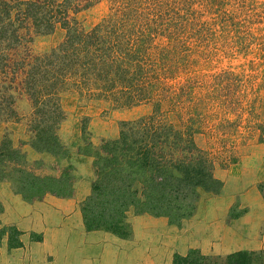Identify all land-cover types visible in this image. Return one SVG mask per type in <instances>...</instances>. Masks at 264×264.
Masks as SVG:
<instances>
[{
    "label": "trees",
    "instance_id": "1",
    "mask_svg": "<svg viewBox=\"0 0 264 264\" xmlns=\"http://www.w3.org/2000/svg\"><path fill=\"white\" fill-rule=\"evenodd\" d=\"M103 0H0V122L26 125L29 143L54 158L29 162L22 145L6 131L0 147V181H9L29 202L48 195L74 198L75 167L63 165L70 150L61 134L68 112L62 94L76 87L116 108L153 102L154 111L122 122L117 137L94 138L89 117L82 121L83 143L78 151L93 158L90 194L81 202L88 231L103 230L123 239L134 236L131 214L165 217L182 226L195 215L202 191L219 194L224 182L194 139L164 121L167 100L159 69L171 62L174 33L168 34L160 0H109L111 12L91 30L78 15ZM149 3V4H148ZM65 29L50 51L34 48L37 37ZM167 34L164 47L159 39ZM167 53V54H165ZM0 247L6 236L13 248L22 244L21 231L2 224ZM174 264H264V249L226 255L203 254L192 248L176 254Z\"/></svg>",
    "mask_w": 264,
    "mask_h": 264
},
{
    "label": "crops",
    "instance_id": "2",
    "mask_svg": "<svg viewBox=\"0 0 264 264\" xmlns=\"http://www.w3.org/2000/svg\"><path fill=\"white\" fill-rule=\"evenodd\" d=\"M74 98H62L69 115L61 134L70 150L63 165L75 167L76 195H48L29 202L15 192L11 182L0 181L2 224L15 225L22 242L10 248L6 236L0 247V264H174L176 254L187 255L192 248L206 255L264 249V134L242 148L237 162L215 166L216 177L224 182L222 191H202L195 215L182 226L170 225L165 217L131 214V239L103 230L88 231L80 204L91 192L93 158L78 151L83 143L80 117L84 112ZM96 122L94 118L90 125ZM7 130L16 146L26 141L22 149L29 162L54 161L27 143V128L21 122H0V147Z\"/></svg>",
    "mask_w": 264,
    "mask_h": 264
},
{
    "label": "rangeland",
    "instance_id": "3",
    "mask_svg": "<svg viewBox=\"0 0 264 264\" xmlns=\"http://www.w3.org/2000/svg\"><path fill=\"white\" fill-rule=\"evenodd\" d=\"M111 7L103 0L81 12L80 25L91 30ZM160 9L168 34L175 37L169 47L167 34L158 40L171 52V62L157 72L167 77L162 81L167 100L161 117L193 131L214 166L227 167L237 162L242 148L264 134V0H160ZM57 28L35 40L38 52L50 51L64 38L65 29ZM68 95L83 110L82 121L89 117L94 138L118 136L122 122L154 111L153 102L116 108L76 87L62 98Z\"/></svg>",
    "mask_w": 264,
    "mask_h": 264
}]
</instances>
